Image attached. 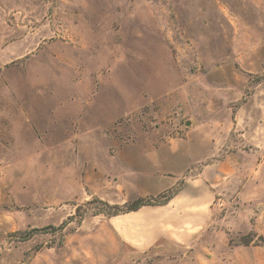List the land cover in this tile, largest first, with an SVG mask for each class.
Returning a JSON list of instances; mask_svg holds the SVG:
<instances>
[{
    "label": "rangeland",
    "instance_id": "1",
    "mask_svg": "<svg viewBox=\"0 0 264 264\" xmlns=\"http://www.w3.org/2000/svg\"><path fill=\"white\" fill-rule=\"evenodd\" d=\"M0 264H264V0H0Z\"/></svg>",
    "mask_w": 264,
    "mask_h": 264
},
{
    "label": "crops",
    "instance_id": "2",
    "mask_svg": "<svg viewBox=\"0 0 264 264\" xmlns=\"http://www.w3.org/2000/svg\"><path fill=\"white\" fill-rule=\"evenodd\" d=\"M205 193H206V186H201L199 193L196 195H190L188 193H185L184 191H179L173 196V198H171V200L167 204L159 205L158 209L166 211L167 214L171 215V219L173 218V221L169 225L165 224L164 226L165 229L164 228L161 229L159 234L156 236L155 240L159 238H166L172 241L178 240L177 238L179 237V233H177L175 230H178L179 227H176L178 226V224H176L177 222L174 221V219L181 218V220L184 221L183 219H190L192 217H196L198 215V212H206V206L205 204H203L202 201V197H205ZM186 205H188L189 208H185ZM147 206L148 205H145L137 211H131L120 215L136 213L142 217H145L143 211ZM167 226H171V228H174L175 230L174 229L168 230L166 229ZM192 236L193 235L191 234L190 238ZM126 240L131 244L137 245V243H135L136 241L134 240H130V239H126Z\"/></svg>",
    "mask_w": 264,
    "mask_h": 264
},
{
    "label": "trees",
    "instance_id": "3",
    "mask_svg": "<svg viewBox=\"0 0 264 264\" xmlns=\"http://www.w3.org/2000/svg\"><path fill=\"white\" fill-rule=\"evenodd\" d=\"M176 193H160L158 196H160L161 198H164L163 200H160L157 204L158 205H164V204H167L171 198H173V196L175 195ZM158 198V197H156ZM155 197H150V198H147V197H138L136 199H134L133 201H128L125 203V207H120V205L118 204H110L108 202H105V205L109 208H114L116 210L114 211H110L109 214H111V216H117V215H120V214H124V213H128V212H131V211H137L139 210L141 207L145 206V205H150L152 204V201L156 200Z\"/></svg>",
    "mask_w": 264,
    "mask_h": 264
},
{
    "label": "water",
    "instance_id": "4",
    "mask_svg": "<svg viewBox=\"0 0 264 264\" xmlns=\"http://www.w3.org/2000/svg\"><path fill=\"white\" fill-rule=\"evenodd\" d=\"M188 124H189V122H188Z\"/></svg>",
    "mask_w": 264,
    "mask_h": 264
}]
</instances>
